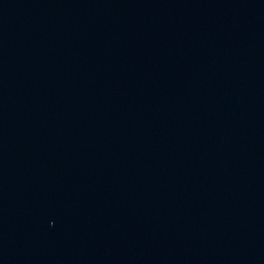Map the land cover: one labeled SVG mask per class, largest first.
Here are the masks:
<instances>
[{
	"label": "water",
	"instance_id": "obj_1",
	"mask_svg": "<svg viewBox=\"0 0 264 264\" xmlns=\"http://www.w3.org/2000/svg\"><path fill=\"white\" fill-rule=\"evenodd\" d=\"M0 264H264V0H0Z\"/></svg>",
	"mask_w": 264,
	"mask_h": 264
}]
</instances>
